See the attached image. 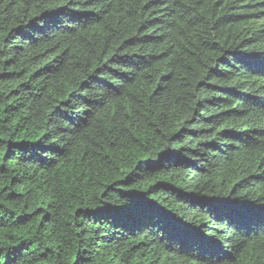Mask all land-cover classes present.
<instances>
[{
    "label": "trees",
    "instance_id": "16d2710c",
    "mask_svg": "<svg viewBox=\"0 0 264 264\" xmlns=\"http://www.w3.org/2000/svg\"><path fill=\"white\" fill-rule=\"evenodd\" d=\"M0 264H264V0H0Z\"/></svg>",
    "mask_w": 264,
    "mask_h": 264
}]
</instances>
